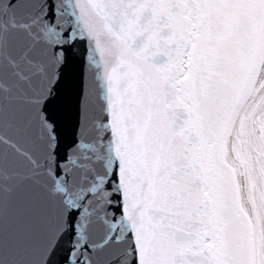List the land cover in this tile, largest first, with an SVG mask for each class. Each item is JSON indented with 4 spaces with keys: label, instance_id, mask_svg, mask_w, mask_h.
Instances as JSON below:
<instances>
[{
    "label": "snow or ice",
    "instance_id": "1",
    "mask_svg": "<svg viewBox=\"0 0 264 264\" xmlns=\"http://www.w3.org/2000/svg\"><path fill=\"white\" fill-rule=\"evenodd\" d=\"M0 264H264V0H0Z\"/></svg>",
    "mask_w": 264,
    "mask_h": 264
}]
</instances>
